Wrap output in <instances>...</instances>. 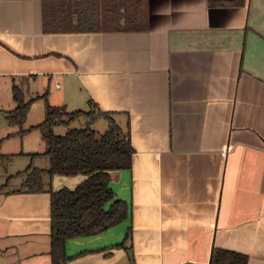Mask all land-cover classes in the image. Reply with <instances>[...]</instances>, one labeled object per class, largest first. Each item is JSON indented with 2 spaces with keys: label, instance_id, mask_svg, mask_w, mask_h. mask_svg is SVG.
I'll list each match as a JSON object with an SVG mask.
<instances>
[{
  "label": "crops",
  "instance_id": "crops-1",
  "mask_svg": "<svg viewBox=\"0 0 264 264\" xmlns=\"http://www.w3.org/2000/svg\"><path fill=\"white\" fill-rule=\"evenodd\" d=\"M60 2L0 0V264H50V196L22 188L46 147L39 119L9 122L13 86L28 115L46 102L40 119L92 104L129 124L131 168L109 187L130 216L67 241L66 264H209L213 250L264 264V0H76L120 11V29L44 32Z\"/></svg>",
  "mask_w": 264,
  "mask_h": 264
},
{
  "label": "trees",
  "instance_id": "trees-1",
  "mask_svg": "<svg viewBox=\"0 0 264 264\" xmlns=\"http://www.w3.org/2000/svg\"><path fill=\"white\" fill-rule=\"evenodd\" d=\"M52 1L61 2L57 3V8L44 9V32H96L119 30L121 27L119 21L123 14L120 11L76 10V0ZM80 6L86 8L87 0ZM49 18H52V23L47 24ZM57 18L61 21L55 23ZM130 23L128 19L126 26L129 27ZM12 97L18 106L8 118L10 123L19 125L30 102L22 103V91L15 86L12 87ZM90 105L88 112L74 113H66L62 107H47L44 121L35 127L45 143V151L30 155L31 162L22 173L25 177L23 190L30 194L46 192L50 196V264H66L69 261L65 253L67 241L100 235L130 216V207L117 199L109 187L112 173L131 168L134 151L129 141L128 121L123 131L114 119L116 114L101 113ZM97 120L106 123V130L100 136L92 128ZM75 123L79 127H72ZM59 127L65 129L63 135L55 134L54 130ZM38 159L47 160L46 170L32 166ZM53 176H83V179L72 189L45 190V178L51 180ZM130 241L129 229L124 242L130 244ZM209 264H247V257L213 250Z\"/></svg>",
  "mask_w": 264,
  "mask_h": 264
},
{
  "label": "rangeland",
  "instance_id": "rangeland-1",
  "mask_svg": "<svg viewBox=\"0 0 264 264\" xmlns=\"http://www.w3.org/2000/svg\"><path fill=\"white\" fill-rule=\"evenodd\" d=\"M46 104V102L44 101V102H38V103H36V104H34L32 107H31V110L33 111V112H31L32 114H30V115H28V110H29V108H30V105H29V108H28V110H27V112H26V115H25V120H24V123H23V128H27V126H28V123H30L31 122V124H32V121L33 122H36V120L37 119H39V121H38V123L39 124H41V122H43L44 121V119H40V116H42L41 115V113L39 112L40 110H36L35 111V109H36V107H44V105ZM46 107V106H45ZM44 109V108H43ZM83 112V111H82ZM39 113V114H38ZM46 116V115H45ZM5 121V120H4ZM11 127V126H10ZM72 127H79V126H77L76 125V123L75 124H73L72 125ZM12 128V127H11ZM17 129H19L18 127H16ZM92 128L96 131V133H97V136H100V135H102L104 132H105V130H106V123L104 122V121H99V122H97L95 125H93L92 126ZM54 132H55V134H58V135H63L64 133H65V129L64 128H62V127H59V128H56L55 130H54ZM37 135H38V131H34L30 136H28V137H30V139H31V141L30 142H33V144H35V143H37V145H38V139H37ZM34 148H36V147H34ZM36 150V149H35ZM4 165V168H2V166ZM6 167H7V163L4 161H0V171H2V170H5L6 169ZM0 174H1V172H0ZM65 179H67V180H65L66 182H68L69 184L68 185H65L64 187H67L68 189H72V188H74L82 179H83V176H77V177H73V178H65ZM58 182H54V184L56 185ZM16 184H18V182H11L10 183V185L11 186H13V185H16Z\"/></svg>",
  "mask_w": 264,
  "mask_h": 264
}]
</instances>
